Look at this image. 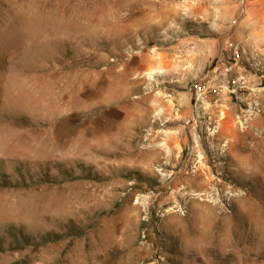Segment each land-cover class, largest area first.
<instances>
[{"label":"rangeland","instance_id":"obj_1","mask_svg":"<svg viewBox=\"0 0 264 264\" xmlns=\"http://www.w3.org/2000/svg\"><path fill=\"white\" fill-rule=\"evenodd\" d=\"M244 1L0 0V264H264Z\"/></svg>","mask_w":264,"mask_h":264},{"label":"crops","instance_id":"obj_2","mask_svg":"<svg viewBox=\"0 0 264 264\" xmlns=\"http://www.w3.org/2000/svg\"><path fill=\"white\" fill-rule=\"evenodd\" d=\"M247 15L244 22L262 23L264 21V0H246ZM214 8H216V16L218 17V26L221 25L223 17L220 12L226 11V7L233 6V11L238 14L237 0H214ZM218 11V12H217Z\"/></svg>","mask_w":264,"mask_h":264},{"label":"built area","instance_id":"obj_3","mask_svg":"<svg viewBox=\"0 0 264 264\" xmlns=\"http://www.w3.org/2000/svg\"><path fill=\"white\" fill-rule=\"evenodd\" d=\"M242 4L244 5L243 6V9H242V12L244 13L246 11V8H245V1L242 0ZM237 22V19H235L233 21V24H235ZM229 58H231L232 60V63L234 65H238L241 60H242V53L240 52V50L238 48H235L232 52H231V55L229 56Z\"/></svg>","mask_w":264,"mask_h":264},{"label":"bare ground","instance_id":"obj_4","mask_svg":"<svg viewBox=\"0 0 264 264\" xmlns=\"http://www.w3.org/2000/svg\"><path fill=\"white\" fill-rule=\"evenodd\" d=\"M160 65H162V64H160ZM163 66H166V65H163ZM170 67V66H169ZM168 68V67H167ZM171 68V67H170ZM168 70H170V69H168ZM156 73V72H155ZM172 73V72H171ZM224 81V80H223ZM246 88V87H245ZM245 90V89H244ZM160 99H162V98H160ZM156 100V99H155ZM156 101H158V100H156ZM162 101H163V99H162ZM159 102V101H158ZM156 103V102H155ZM159 104V103H158ZM155 105H157V104H155ZM167 105V104H166ZM150 106V105H149ZM150 107H152V106H150ZM149 108V107H148ZM154 108H156V107H154ZM169 108V107H168ZM164 109V108H163ZM151 111V110H150ZM162 112H163V110H162ZM169 114V113H168ZM156 116V115H155ZM163 116V115H162ZM159 117V116H158ZM224 121H227V123L230 121V119H228V120H224ZM223 124H224V122L221 124L222 126H223ZM245 128V126H243V129ZM229 132V131H228ZM225 133V132H224ZM226 134V133H225ZM171 140V138H169V141ZM194 179V178H193Z\"/></svg>","mask_w":264,"mask_h":264}]
</instances>
